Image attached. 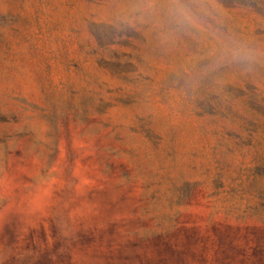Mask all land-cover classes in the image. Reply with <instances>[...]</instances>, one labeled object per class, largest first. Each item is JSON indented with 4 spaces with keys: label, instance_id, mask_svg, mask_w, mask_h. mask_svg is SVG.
<instances>
[{
    "label": "rangeland",
    "instance_id": "obj_1",
    "mask_svg": "<svg viewBox=\"0 0 264 264\" xmlns=\"http://www.w3.org/2000/svg\"><path fill=\"white\" fill-rule=\"evenodd\" d=\"M0 264H264V0H0Z\"/></svg>",
    "mask_w": 264,
    "mask_h": 264
}]
</instances>
